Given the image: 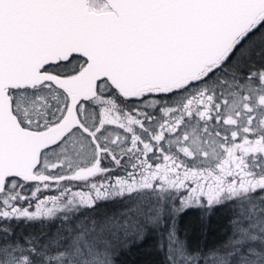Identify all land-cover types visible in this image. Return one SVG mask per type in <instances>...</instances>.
<instances>
[{
	"label": "snow or ice",
	"instance_id": "obj_1",
	"mask_svg": "<svg viewBox=\"0 0 264 264\" xmlns=\"http://www.w3.org/2000/svg\"><path fill=\"white\" fill-rule=\"evenodd\" d=\"M153 250L264 264V0H0V264Z\"/></svg>",
	"mask_w": 264,
	"mask_h": 264
},
{
	"label": "rangeland",
	"instance_id": "obj_2",
	"mask_svg": "<svg viewBox=\"0 0 264 264\" xmlns=\"http://www.w3.org/2000/svg\"><path fill=\"white\" fill-rule=\"evenodd\" d=\"M213 219V218H212ZM188 224V225H187ZM181 226H187L190 228H197L200 229V223L198 220L197 216H193L191 213L189 214V216L184 218L183 223L180 225ZM208 226L214 227L212 229H208L209 234L207 235V243H214L220 236L221 232H222V227L221 224L219 222V219H213L211 221V223L208 224ZM187 229L183 227V231L185 232ZM218 230V231H216ZM206 231V229L204 230ZM192 242L196 243L198 242L197 237L192 236ZM154 243V241H149L148 244H152ZM148 245H145V249H147ZM155 257V258H154ZM151 259H158L159 257H157L155 255V251L153 250L152 255H148L146 252L141 251V252H134V254H130L126 257H123L122 259L125 260L127 262V264H131L132 261H135V264H145L146 261H150Z\"/></svg>",
	"mask_w": 264,
	"mask_h": 264
},
{
	"label": "trees",
	"instance_id": "obj_3",
	"mask_svg": "<svg viewBox=\"0 0 264 264\" xmlns=\"http://www.w3.org/2000/svg\"><path fill=\"white\" fill-rule=\"evenodd\" d=\"M213 219H219V216H213L212 217ZM212 219V220H213ZM188 225V224H187ZM183 227H184V229L186 228L187 230V235L189 236V237H192V236H194V237H197V238H199V237H201V234H202V230H201V228L200 229H198L197 230V228H190V227H187V226H181L180 227V232H181V237L183 238V236H184V234H185V232L183 231ZM215 227V226H214ZM214 227H211V226H207V228H206V232H208L209 233V231H208V229L210 230V229H212V228H214ZM31 229H21V228H18L17 229V231L18 232H20V231H30ZM216 231H218V230H216ZM213 243H208V245L209 246H211ZM155 258V257H154ZM159 259V258H158ZM152 260H154V259H151L150 258V261H152ZM156 260V259H155Z\"/></svg>",
	"mask_w": 264,
	"mask_h": 264
}]
</instances>
